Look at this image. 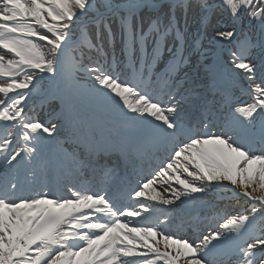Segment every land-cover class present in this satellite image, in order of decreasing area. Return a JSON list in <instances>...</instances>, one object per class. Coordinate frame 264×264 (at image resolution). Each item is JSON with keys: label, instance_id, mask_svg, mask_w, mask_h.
Masks as SVG:
<instances>
[{"label": "snow or ice", "instance_id": "obj_1", "mask_svg": "<svg viewBox=\"0 0 264 264\" xmlns=\"http://www.w3.org/2000/svg\"><path fill=\"white\" fill-rule=\"evenodd\" d=\"M0 264H264V0H0Z\"/></svg>", "mask_w": 264, "mask_h": 264}, {"label": "rangeland", "instance_id": "obj_2", "mask_svg": "<svg viewBox=\"0 0 264 264\" xmlns=\"http://www.w3.org/2000/svg\"><path fill=\"white\" fill-rule=\"evenodd\" d=\"M250 102V101H249ZM243 201L238 202V204L234 207H224L229 213L233 215H237L242 212H246L247 209H249L251 206L248 203H242Z\"/></svg>", "mask_w": 264, "mask_h": 264}]
</instances>
